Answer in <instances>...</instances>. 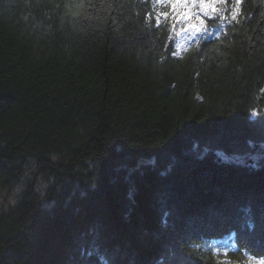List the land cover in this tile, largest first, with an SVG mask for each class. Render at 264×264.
<instances>
[{
    "label": "trees",
    "instance_id": "trees-1",
    "mask_svg": "<svg viewBox=\"0 0 264 264\" xmlns=\"http://www.w3.org/2000/svg\"><path fill=\"white\" fill-rule=\"evenodd\" d=\"M153 2L0 0V264L264 257V0L181 56Z\"/></svg>",
    "mask_w": 264,
    "mask_h": 264
},
{
    "label": "snow or ice",
    "instance_id": "snow-or-ice-1",
    "mask_svg": "<svg viewBox=\"0 0 264 264\" xmlns=\"http://www.w3.org/2000/svg\"><path fill=\"white\" fill-rule=\"evenodd\" d=\"M239 5L240 0H235ZM226 0H154L153 8L156 10L155 22L159 27L161 23L167 22L172 31L179 27L180 32H184L192 37L197 34L207 37L211 35L207 28L208 21L222 20L221 15ZM161 8L167 10L160 11ZM238 11L233 12V19H236ZM151 14L149 19H151ZM173 56H178L179 52H173ZM219 252V249H217ZM223 254H227L224 250ZM250 264H264V257H252Z\"/></svg>",
    "mask_w": 264,
    "mask_h": 264
},
{
    "label": "rangeland",
    "instance_id": "rangeland-1",
    "mask_svg": "<svg viewBox=\"0 0 264 264\" xmlns=\"http://www.w3.org/2000/svg\"><path fill=\"white\" fill-rule=\"evenodd\" d=\"M225 10V9H224ZM223 10V11H224ZM177 44H176V52H179V55L178 56H181L183 54H185V52L187 51L188 47L191 46V44L193 42H195L197 39H199L202 35H199L197 34L196 37H192L184 32H180V29H178L177 31ZM26 174H25V177H24V183L28 182L30 179H32L33 177L36 178V181H37V189L39 190H42V193L45 191L47 185H48V182L47 180H44V179H41L39 177V175H35V172H37V165L34 161H29L27 164H26ZM24 187V185L22 186H15L13 190H5L3 192V196L4 195H8L9 200L13 202L16 201L17 197H18V194L19 192L22 190V188ZM3 198V197H2ZM2 203L4 205H9L7 202H5L4 200H2Z\"/></svg>",
    "mask_w": 264,
    "mask_h": 264
},
{
    "label": "bare ground",
    "instance_id": "bare-ground-1",
    "mask_svg": "<svg viewBox=\"0 0 264 264\" xmlns=\"http://www.w3.org/2000/svg\"><path fill=\"white\" fill-rule=\"evenodd\" d=\"M227 1H228V0H227ZM6 160H7V157H6ZM252 161H253V160H252ZM253 163H254V161L252 162V164H253ZM32 185H38V184H36V182H33ZM46 188H48V186H47ZM201 246H205V245H204V244H201ZM100 259H103V257H100ZM103 260L106 261V263H107V261H108V260L105 259V258H104Z\"/></svg>",
    "mask_w": 264,
    "mask_h": 264
}]
</instances>
